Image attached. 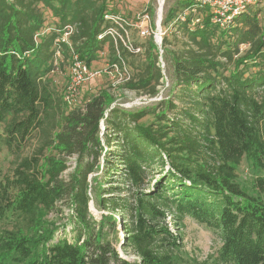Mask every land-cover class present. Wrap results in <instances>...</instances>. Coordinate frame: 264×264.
I'll return each instance as SVG.
<instances>
[{
    "label": "trees",
    "instance_id": "16d2710c",
    "mask_svg": "<svg viewBox=\"0 0 264 264\" xmlns=\"http://www.w3.org/2000/svg\"><path fill=\"white\" fill-rule=\"evenodd\" d=\"M194 5L179 2L162 25ZM196 10L174 24L187 40L181 50L163 40L177 86L166 108L126 111L113 107L114 95L103 89L68 109L48 79L58 52L92 67L108 44V69L134 54L109 36L98 39L109 26L105 16L120 14L113 0H0V124L15 155L0 180V264H184L182 234L168 220L181 232L185 217L220 233L211 264H264V0L227 28L213 22L209 8ZM45 11L57 19L55 28L46 27ZM242 45L249 48L235 59ZM162 77L152 40L146 67L124 83L154 95ZM149 114L160 123H141ZM34 140L37 149L23 155ZM77 153L66 181L68 159ZM244 159L257 173L251 190L237 182ZM63 201L72 215L58 225L47 216ZM91 201L104 211L100 220ZM69 226L71 238L57 237ZM119 227L123 249L137 259L121 257L110 239Z\"/></svg>",
    "mask_w": 264,
    "mask_h": 264
},
{
    "label": "rangeland",
    "instance_id": "374dc122",
    "mask_svg": "<svg viewBox=\"0 0 264 264\" xmlns=\"http://www.w3.org/2000/svg\"><path fill=\"white\" fill-rule=\"evenodd\" d=\"M159 1L163 2V16L161 21V41L160 46L157 43L154 33L156 32V20L157 18V10L159 7ZM184 0H113L114 9L116 12L125 15L129 19H136L139 15H142L147 9L150 10V14L152 18V31L151 35L145 38H141L137 31H132L131 34V41L137 45H141L143 47V52L140 54H127L125 56V67L129 71V75L131 78L137 77L146 67L147 65V55H148V48L150 42L154 40L156 45L158 46L159 51V59L162 53V59L165 64V73L170 80V87L164 94L165 100L164 102H157V103H150L147 104L144 101V97L146 95H150L149 93H145L143 90L131 89L125 83L124 79L128 76L125 74L122 69L119 72H114L112 75L107 74V69L110 65V47L109 45H105L102 51L99 52L98 58L92 64V67L96 70L100 71V76L95 80L83 85L79 89L78 95L71 98V102H68V109L74 107H83L88 100L97 95L101 90L108 89L115 97V102L113 103V107L122 108L126 111H138L140 109H144L146 107L154 108L157 107L158 109H164L167 107L168 101L174 99V95L177 93V86L175 84V78L173 75L172 67L170 66L166 56L165 50L163 47V40L164 38L167 39L168 44L166 47L168 49L178 51L181 50L182 45L187 42L186 39L181 37V34L176 32V25H171L168 27H164L162 25L163 18L167 14L168 10L175 7L179 2ZM262 8V4L256 6L255 9ZM45 19H46V27L49 29L56 27L57 19L53 17L50 11H45ZM47 29L46 31H48ZM158 33V32H157ZM63 40L68 42V34H63ZM247 45H242L240 49V54L235 56V59L244 55L245 52L248 50ZM56 61L54 63L55 69L48 75V79L51 83L52 91L54 92L55 96L60 99L68 94V84L70 81V71L74 61L73 57H65L63 56L62 52H58L56 56ZM73 58V59H72ZM221 60L225 61L223 57H220ZM233 69V65H227L223 70L226 75ZM256 71V68L249 67L248 72L252 73ZM176 105L182 106L183 104L179 101H175ZM173 114H169V117H173ZM141 123L151 124V123H160L153 114H149L144 117ZM101 132L102 134L105 133V123H101ZM3 129L4 125L0 124V180L2 179L3 175L10 171L15 161V155L8 150L6 145L3 142ZM111 135L114 136L113 133L110 132ZM111 139H114L111 138ZM103 142L105 146L104 153L100 156V164L104 166L105 160V153L107 150V140L103 137ZM37 141L34 140L30 147H28L24 152L23 155L27 156L33 153L34 150L37 149ZM112 151H116L118 149L116 147V142L112 143ZM79 159V154L70 157L68 161L72 168L63 174V179L69 181L70 173L75 168L77 164V160ZM105 171L103 167L96 171L93 175H90L89 180L92 177L101 175L102 172ZM162 173H159L158 176H162ZM238 177L237 182L244 187L245 189L251 190L252 183L257 175L255 169L252 165L247 161L243 160L239 169H238ZM92 197L94 194L92 193ZM90 213L95 219L100 220L104 211L99 209L94 201L90 203ZM70 215H72V210L67 205L66 202H60L57 205V208L50 212L47 216V219L52 222H56L58 225L64 224L68 221ZM169 223L171 226V230L177 234L181 233L183 237V250L181 256L184 259V264H211V257H215L217 252L219 251L222 241L220 237V233L214 229H211L205 225H201L197 223L190 217H185L184 219V227H182V231L179 232L177 227H175L176 221L174 218H169ZM120 224L123 223L122 219H119ZM5 226L12 228V224L5 223ZM71 226L67 228V231L63 229L59 230L57 233V237H68L71 238V232L68 234L66 232L71 231ZM118 235L115 237L114 232H111L110 239L114 242L119 254L121 257L126 258L128 260H135L137 257L133 254L132 251H126L123 249L122 244L125 242L126 233L123 231L122 227L118 229Z\"/></svg>",
    "mask_w": 264,
    "mask_h": 264
},
{
    "label": "built area",
    "instance_id": "2783aa9c",
    "mask_svg": "<svg viewBox=\"0 0 264 264\" xmlns=\"http://www.w3.org/2000/svg\"><path fill=\"white\" fill-rule=\"evenodd\" d=\"M259 0H195L194 8L185 11V13H179L171 25L180 22L185 19L186 14L189 12L196 13V9L200 7H207L212 12L213 22L220 25L222 28L229 27L233 20L241 16L246 9L257 4ZM160 4V3H159ZM157 18L159 16V8L157 10ZM152 18L150 10L147 9L142 15L136 17V19H129L121 14H107L105 16L109 26L105 28V31L98 36L99 40L109 36L113 39L116 45L121 43L123 47L130 53L140 54L143 52V47L137 46L131 41L132 31H137L141 38H145L151 35ZM195 23H200V19H196ZM170 25V26H171ZM157 26V20H156ZM158 32V33H157ZM156 38H159V46L161 41V28L157 27L156 32L152 31ZM68 34V33H66ZM118 54L120 51L118 50ZM162 53L159 59V66L162 69V79L160 85L156 89L154 95H146L144 101L147 104L162 102L165 100L164 94L170 87V80L165 73V64L162 59ZM122 59V58H121ZM123 61V67L118 64H113L110 69H107V74L112 75L114 72H119L120 69L128 76L124 79V82L131 79L128 69L125 67ZM100 76V71L89 67L85 62L80 60L77 56L74 57V61L70 71V81L68 84V94L65 96V100L71 102V98L75 97L79 93V89L95 80Z\"/></svg>",
    "mask_w": 264,
    "mask_h": 264
},
{
    "label": "bare ground",
    "instance_id": "6f19581e",
    "mask_svg": "<svg viewBox=\"0 0 264 264\" xmlns=\"http://www.w3.org/2000/svg\"><path fill=\"white\" fill-rule=\"evenodd\" d=\"M160 2V5H159V7H160V10H159V16H158V21H157V27H159V28H161V17L163 16V5H164V1L163 2H161V1H159ZM157 42H159V38H157Z\"/></svg>",
    "mask_w": 264,
    "mask_h": 264
},
{
    "label": "water",
    "instance_id": "95a60500",
    "mask_svg": "<svg viewBox=\"0 0 264 264\" xmlns=\"http://www.w3.org/2000/svg\"><path fill=\"white\" fill-rule=\"evenodd\" d=\"M161 20H162V17H161Z\"/></svg>",
    "mask_w": 264,
    "mask_h": 264
}]
</instances>
